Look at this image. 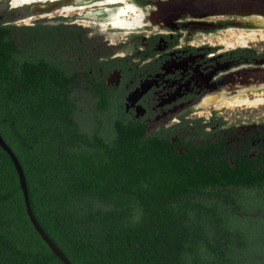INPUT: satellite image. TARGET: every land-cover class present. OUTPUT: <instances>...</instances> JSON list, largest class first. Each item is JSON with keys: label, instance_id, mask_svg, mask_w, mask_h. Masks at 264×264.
Returning <instances> with one entry per match:
<instances>
[{"label": "trees", "instance_id": "trees-1", "mask_svg": "<svg viewBox=\"0 0 264 264\" xmlns=\"http://www.w3.org/2000/svg\"><path fill=\"white\" fill-rule=\"evenodd\" d=\"M15 30L0 33V136L72 264H264V167L244 180L226 164L223 182L217 162L173 153L101 87L75 83L43 55L47 33ZM13 163L0 148V264H63L26 214ZM243 183L258 195L229 192Z\"/></svg>", "mask_w": 264, "mask_h": 264}, {"label": "flooded vegetation", "instance_id": "flooded-vegetation-1", "mask_svg": "<svg viewBox=\"0 0 264 264\" xmlns=\"http://www.w3.org/2000/svg\"><path fill=\"white\" fill-rule=\"evenodd\" d=\"M170 1L0 0V7H28L24 17L34 18L28 24L12 23L0 9V33L12 26L15 39L20 26L47 33L51 38L43 55L57 60L84 88L101 87L121 120L165 140L173 153L198 163L217 162L223 182L229 178L226 164L244 180H256L264 167V118L226 114L232 106L264 103L262 96L254 99L264 93V49L250 46L257 39L245 34L232 35L226 43L201 37L223 25L262 29L264 16H166L161 7ZM132 10L138 20L129 17ZM226 15L231 18L223 22L208 19ZM242 185L229 192L258 195L253 185Z\"/></svg>", "mask_w": 264, "mask_h": 264}, {"label": "water", "instance_id": "water-1", "mask_svg": "<svg viewBox=\"0 0 264 264\" xmlns=\"http://www.w3.org/2000/svg\"><path fill=\"white\" fill-rule=\"evenodd\" d=\"M166 16L184 13L190 18H205L210 15H235L239 17L264 16V0H172L161 7ZM0 148L4 150L14 162L17 172L19 187L25 200L27 216L38 236L45 245L57 256L63 264H72L71 260L46 236L33 215V210L28 199V192L20 161L13 150L4 143L0 136Z\"/></svg>", "mask_w": 264, "mask_h": 264}, {"label": "rangeland", "instance_id": "rangeland-1", "mask_svg": "<svg viewBox=\"0 0 264 264\" xmlns=\"http://www.w3.org/2000/svg\"><path fill=\"white\" fill-rule=\"evenodd\" d=\"M0 9H2L3 15L5 16V21H11L12 23H26L28 24L30 21H32L34 18L28 19L29 17H24L28 14H30V10L28 7L22 6L20 8H14V9H8L6 8L5 4H2ZM36 17V16H35ZM40 17V16H38ZM37 18V17H36ZM231 18V16H214V17H208L209 20L212 21H227ZM230 22V21H229ZM240 27H229V26H219L216 27V30L211 32L210 35L206 36L203 34V36L201 37V39L203 41H209V43H218V42H224L226 43L227 41H233V38L231 37L232 35H252L253 33L251 31H249L248 29H239ZM244 30V31H243ZM260 32H254V35L252 36L254 39H257V41H249V45L252 46L253 48H256L257 50H262L264 49V40H261V35L259 34ZM194 35H196V33H194ZM236 38V37H235ZM237 39V38H236ZM234 39V40H236ZM237 45V44H235ZM259 96L264 97V93L259 92V94H257V96L254 98H258ZM84 98H86V101L90 100V98L88 96H84ZM254 99H251L252 101ZM227 116H232V117H236V116H240L241 118L243 117H257L258 121L261 118H264V103L260 104V106L258 107H249V105L247 107H236V106H232L231 108L227 109Z\"/></svg>", "mask_w": 264, "mask_h": 264}, {"label": "bare ground", "instance_id": "bare-ground-1", "mask_svg": "<svg viewBox=\"0 0 264 264\" xmlns=\"http://www.w3.org/2000/svg\"><path fill=\"white\" fill-rule=\"evenodd\" d=\"M122 13H126V10H123L122 11ZM129 17L131 18V20H133V21H135V20H138L137 18H138V15L136 14V12L135 11H131V14L129 15ZM260 21H263V20H260ZM261 31V32H260ZM253 34L251 35V37H249V38H251V39H254L252 36L254 35V32H260L259 34L261 35V40H264V28H258V29H256L255 31H251ZM250 36V35H249Z\"/></svg>", "mask_w": 264, "mask_h": 264}]
</instances>
